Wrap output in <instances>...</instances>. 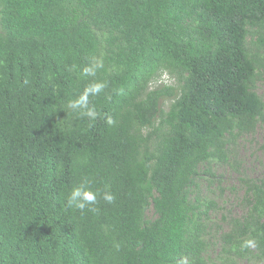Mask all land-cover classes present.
Masks as SVG:
<instances>
[{"label":"trees","instance_id":"obj_1","mask_svg":"<svg viewBox=\"0 0 264 264\" xmlns=\"http://www.w3.org/2000/svg\"><path fill=\"white\" fill-rule=\"evenodd\" d=\"M263 73L264 0H0V264H264V173L237 151ZM93 80L90 120L67 104Z\"/></svg>","mask_w":264,"mask_h":264},{"label":"rangeland","instance_id":"obj_2","mask_svg":"<svg viewBox=\"0 0 264 264\" xmlns=\"http://www.w3.org/2000/svg\"><path fill=\"white\" fill-rule=\"evenodd\" d=\"M174 82L175 77L169 71L162 72L158 81V83L162 85H170ZM258 92L264 99V73L262 74V78L258 84ZM237 151L239 153L238 159L242 162L241 167L243 164V168H245L249 176H261L264 173V121L259 124L257 131L253 135L249 134L240 138L238 141ZM228 170L229 169H225V172H223L224 183L222 185V189L215 187V192L211 194L220 204L223 203V200L230 201L232 204L234 202L235 204V199L242 194V192H238L239 184L237 181V172H229ZM235 187L237 188L236 194L233 190ZM206 191L208 192L207 187ZM227 207L232 211V213L235 214L236 212L239 214L240 209L238 207H231V204L227 205Z\"/></svg>","mask_w":264,"mask_h":264},{"label":"clouds","instance_id":"obj_3","mask_svg":"<svg viewBox=\"0 0 264 264\" xmlns=\"http://www.w3.org/2000/svg\"><path fill=\"white\" fill-rule=\"evenodd\" d=\"M73 70L76 66L73 65ZM103 67V62L100 59L93 57L90 63L82 69V74L85 77H95L97 70ZM105 84L98 80L90 82L83 90V92L75 99L69 101L67 108L71 111L78 112L81 116L87 117L90 120H95L97 117V111L94 106L89 105V97L99 95L105 88ZM108 123L112 124L114 121L109 118ZM102 198L108 203H112L115 199L114 195L105 190L102 194ZM98 193L93 192L89 187L81 184L74 187L68 195V204L70 207H75L80 210H84L90 205H94L97 202ZM246 245L251 246L253 241H246Z\"/></svg>","mask_w":264,"mask_h":264}]
</instances>
